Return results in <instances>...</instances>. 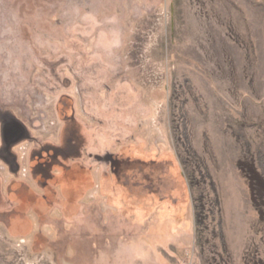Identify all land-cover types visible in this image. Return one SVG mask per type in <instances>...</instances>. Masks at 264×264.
Masks as SVG:
<instances>
[{
    "label": "rangeland",
    "instance_id": "rangeland-1",
    "mask_svg": "<svg viewBox=\"0 0 264 264\" xmlns=\"http://www.w3.org/2000/svg\"><path fill=\"white\" fill-rule=\"evenodd\" d=\"M0 264H264V0H0Z\"/></svg>",
    "mask_w": 264,
    "mask_h": 264
}]
</instances>
